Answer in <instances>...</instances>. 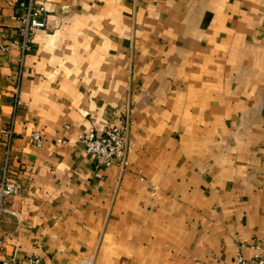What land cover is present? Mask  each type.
Segmentation results:
<instances>
[{"label":"crops","instance_id":"obj_1","mask_svg":"<svg viewBox=\"0 0 264 264\" xmlns=\"http://www.w3.org/2000/svg\"><path fill=\"white\" fill-rule=\"evenodd\" d=\"M18 2L0 0V179L9 150L22 189L0 258L264 251V0H38L45 27L28 38ZM123 122L126 166L97 167L80 137Z\"/></svg>","mask_w":264,"mask_h":264},{"label":"built area","instance_id":"obj_2","mask_svg":"<svg viewBox=\"0 0 264 264\" xmlns=\"http://www.w3.org/2000/svg\"><path fill=\"white\" fill-rule=\"evenodd\" d=\"M38 0H19L17 7V20L21 27L20 31L25 37L34 34L35 31L45 27V9L37 5ZM0 50L6 51L7 47L0 45ZM9 133L6 134V136ZM33 143L39 145L42 137L38 133L31 136ZM80 141L87 155L91 156L94 164L98 166L119 163L126 166L128 123L123 122L120 126L107 127L103 131L90 136H81ZM10 152L6 153V164L0 179V217L5 210L6 201L22 193L21 187L10 178ZM4 239L0 234V255L4 253ZM0 264H42L37 257L21 259L18 249L15 247L8 256L0 258ZM233 264H264V251L255 252L247 257L238 254Z\"/></svg>","mask_w":264,"mask_h":264}]
</instances>
